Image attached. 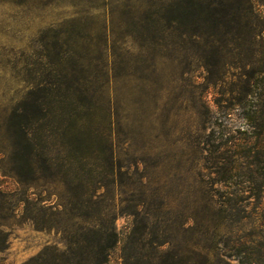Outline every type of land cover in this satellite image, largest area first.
Here are the masks:
<instances>
[{
    "label": "rangeland",
    "instance_id": "rangeland-1",
    "mask_svg": "<svg viewBox=\"0 0 264 264\" xmlns=\"http://www.w3.org/2000/svg\"><path fill=\"white\" fill-rule=\"evenodd\" d=\"M170 1L0 0V264L88 263L96 224L73 216L67 187L7 173L10 114L65 73L114 123L120 172L100 207L105 225L116 215L119 242L106 264H219L220 241L239 236L245 256L229 263L264 264V221L260 234L252 215L221 237L203 177L211 124L226 112L242 124L226 91L245 81V52L213 53L174 21ZM252 2L264 18V0Z\"/></svg>",
    "mask_w": 264,
    "mask_h": 264
},
{
    "label": "trees",
    "instance_id": "trees-1",
    "mask_svg": "<svg viewBox=\"0 0 264 264\" xmlns=\"http://www.w3.org/2000/svg\"><path fill=\"white\" fill-rule=\"evenodd\" d=\"M165 8L174 14V21L189 28L190 35L203 39L213 53L238 52L235 56L240 57L245 52V81H234L226 91L231 109L239 112L242 124L231 126L227 112L211 124L203 141V177L215 198L218 225L224 230L221 237L252 215L256 217L255 233L260 234L264 221L262 13L252 0H172ZM101 109L65 73L57 75L53 83L31 89L6 124L11 142L7 173L21 184L59 180L67 187L73 216L96 224L95 238L85 247L86 264H106L119 242L112 224L116 215L111 214L105 225L106 211L100 207L102 190L114 184L120 172L114 160V123L104 118ZM32 221L36 228H43ZM220 242L219 264L245 256V236L234 241L225 237Z\"/></svg>",
    "mask_w": 264,
    "mask_h": 264
}]
</instances>
